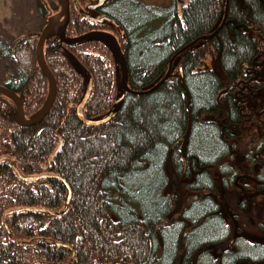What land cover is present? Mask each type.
<instances>
[{
    "label": "trees",
    "instance_id": "obj_1",
    "mask_svg": "<svg viewBox=\"0 0 264 264\" xmlns=\"http://www.w3.org/2000/svg\"><path fill=\"white\" fill-rule=\"evenodd\" d=\"M95 1L69 0L62 37L44 40L56 94L39 122L20 124L0 93V156L12 157L22 175H60L71 190L62 210L67 189L58 177L25 181L0 159V264H263L264 240L231 231L215 189L217 176L230 186L244 168L253 173L247 187L264 197V139L250 152L242 139L264 122L256 66L264 59V0H103L85 8ZM30 2L39 22L1 50L11 68L0 84L21 98L26 118L47 92L37 33L59 9L58 0ZM211 53L214 66L203 67ZM88 74L90 118L112 107L125 81L120 108L103 124L75 115ZM167 164L186 195L172 220Z\"/></svg>",
    "mask_w": 264,
    "mask_h": 264
},
{
    "label": "rangeland",
    "instance_id": "obj_2",
    "mask_svg": "<svg viewBox=\"0 0 264 264\" xmlns=\"http://www.w3.org/2000/svg\"><path fill=\"white\" fill-rule=\"evenodd\" d=\"M148 2H158V0H144ZM40 20V15L35 12L33 3L30 0H0V83L4 71L11 68V63H7V59L2 55L1 50L6 49L11 44L14 36L18 30L35 26ZM215 64L214 55L211 53L207 55L202 62L203 67H212ZM258 74H264V59L259 62ZM259 103H253L252 110L258 107ZM264 114V111H263ZM255 119H262V116L255 117ZM250 135L251 138H249ZM244 136L243 143H247L249 152L255 148L256 143L264 139V122L261 126L249 130ZM246 149L236 150L239 154L237 161L242 159L241 153H245ZM242 165V164H241ZM243 167V166H242ZM167 193L170 194L172 202V210L167 214V220H172L177 216L178 210L184 204L185 191L181 184V180L176 176L172 167L167 164ZM253 173H247L244 168L236 180L230 186H223L219 182L217 176V183L215 195L220 202L223 215L230 225L231 231L241 228L248 237L254 239L264 240V213H261L260 204H264V197H259L256 191L248 188L247 185L253 184ZM242 207V208H241ZM231 241L227 238L222 245L220 243L212 245L211 251L213 253L220 252L221 248H225ZM217 245V246H216ZM221 247H220V246ZM264 264V263H263Z\"/></svg>",
    "mask_w": 264,
    "mask_h": 264
},
{
    "label": "water",
    "instance_id": "obj_3",
    "mask_svg": "<svg viewBox=\"0 0 264 264\" xmlns=\"http://www.w3.org/2000/svg\"><path fill=\"white\" fill-rule=\"evenodd\" d=\"M58 2H59V9L56 12L50 14L46 18L45 23L42 25V27L40 28V30L37 33V40H36V44H35V59H36L37 65L39 66V68L41 69V71L43 72V74L45 75L46 80H47L46 96H45L44 102L40 106L38 112L34 116H32L31 118H26L24 115V112H23V105H22L21 98L14 91L10 90L9 88H7L3 84H0V93L5 95L6 97H8L14 103L15 115L17 117L18 122L22 125H32V124L39 122L46 115L48 110L50 109L52 102L54 100L55 94H56L55 78H54L52 72L50 71V69L48 68V66L45 62L44 53H43V44H44L45 38L52 35V34H59L60 37H62L64 29H65V27L69 21V0H58ZM102 2H103V0H96L95 2L87 4L85 8L95 9ZM78 9L82 15L88 17L91 20H100L101 19V17L97 18V17H94V16L88 14L87 11H85V9L83 10L79 6H78ZM85 38L86 37L79 38L77 41L85 39ZM122 74H123V69H122ZM177 76H178V80H179L182 88L184 89L186 95L189 96L188 89H187L186 84L184 82L182 69L179 68L177 70ZM91 89H92V79H91V76L88 74L87 79L85 81L84 91H83L80 99L78 100V102L76 103V106H75V115L77 116V118L82 123H85L87 125L103 124L117 113V111L120 108V105L123 101L124 92L126 89L125 81L123 79V75H122V86L117 92L116 99H115L112 107L104 115L97 117V118L87 117L83 111L84 105H85V103H86V101L90 95ZM190 127H191V120L187 119L185 131H184L183 139H182V143H181V153L182 154H184L185 150H186V145H187V142L189 139V134H190ZM57 149H58V147L55 149V151H57ZM2 158L8 159L11 162L12 169L14 170L16 175L19 178H21L22 180L30 181V180H36L39 178H43V177H49V176L58 177L67 189L65 204H64L62 210H64L66 208V205L69 202V198L71 195V190H70V186L68 185L65 178H63L60 175L52 174V173H41V174H37V175H22L19 172V170L16 168L12 157L0 156V159H2ZM49 212L52 214H59L61 211L49 210Z\"/></svg>",
    "mask_w": 264,
    "mask_h": 264
}]
</instances>
